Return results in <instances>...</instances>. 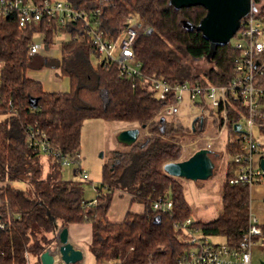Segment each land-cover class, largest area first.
I'll return each instance as SVG.
<instances>
[{"label": "trees", "instance_id": "trees-1", "mask_svg": "<svg viewBox=\"0 0 264 264\" xmlns=\"http://www.w3.org/2000/svg\"><path fill=\"white\" fill-rule=\"evenodd\" d=\"M67 1L87 11L89 24L77 20L61 26L43 18L21 26L14 13L0 16V208L8 221L0 229V264H27V252L41 264V254L58 245L56 225L83 223L91 225L88 250L96 264L103 260L178 264L187 244L176 225L191 219V206L184 184L167 174L164 165L182 160L186 134H203L205 129L198 121L194 127H185L165 117L162 110L167 102L143 78H163L172 84H226L235 75L236 40L213 49L212 41L198 28L207 13L201 5L178 9L170 0ZM255 3L264 15V0ZM134 11L147 23L134 45L142 76H121L116 63L99 62L90 26L96 20L104 38L114 41ZM61 33L68 37L61 42L59 58L30 53L36 35L49 48ZM204 58L210 61L208 69L193 67V61ZM43 68L58 69L59 77L69 79V89H45L30 75L31 70ZM32 98L38 101L36 107L30 103ZM241 106L239 100H232L223 150L211 149L210 154L224 175L222 211L209 221L192 220L203 233L221 236L232 247L239 246L250 221L249 186L230 183L238 168L232 158L240 152L235 125L240 122ZM87 119L129 122L147 131L127 150L111 153L95 200L85 198L82 181L61 176L62 159L80 154ZM32 131L53 151L46 174L43 152L28 140ZM81 171L78 168L75 173ZM116 191L130 197V207L118 221L109 215ZM159 198L172 199V208L155 211L153 203ZM135 205L143 209L135 211Z\"/></svg>", "mask_w": 264, "mask_h": 264}, {"label": "built area", "instance_id": "built-area-1", "mask_svg": "<svg viewBox=\"0 0 264 264\" xmlns=\"http://www.w3.org/2000/svg\"><path fill=\"white\" fill-rule=\"evenodd\" d=\"M14 13L21 26L43 18L54 20L67 25L69 22L86 20L89 24V14L84 9H77L67 0H43L35 4L31 0H0V16L6 17ZM136 19L135 22L133 20ZM145 19L134 11L127 18L126 25L118 38L114 41L104 38L98 29L97 21L91 22L90 33L93 37V52L98 54L99 62H114L120 69V75H139L141 61L134 53V45L143 31H146ZM235 47L239 50V56L235 59V75L226 84H203L185 81L172 84L163 78L144 76L143 79L150 82V88L167 104L162 110L165 117L177 118L182 103L187 102L189 107L199 108L195 118L207 128V120L212 121L215 131L211 135H204L201 141L206 142L202 148L212 149V142L219 139L227 132L229 125L230 104L233 99L241 102L242 110L239 111L241 131L240 152L232 159L238 165L236 175L230 180L231 184L243 183L253 186L264 181V168L256 165V157L262 160L264 156L261 149L264 140L256 137L255 129L264 135V15L259 6L252 0L250 12L241 21V27L233 37ZM40 37L36 35L30 45V53L38 54ZM204 130V133H205ZM37 132L29 134L30 144L41 149L48 156L53 154L48 142L36 136ZM199 148V149H202ZM58 157V153H54ZM261 155V156H260ZM81 158H63L62 165H70ZM83 179L89 176L84 171L80 172ZM173 206L172 199L159 198L153 203L155 211L167 212ZM8 224L5 214L0 208V229ZM185 235L187 248L178 258V264H254L253 249L257 243L264 245V230L258 219L250 212V221L247 232L244 234L239 246L232 247L227 242H213L210 235L193 225L192 219L176 225ZM58 246L51 253L55 256L54 264H65L61 256H57ZM27 264H32L30 254L26 253ZM114 260H103L101 264H113ZM39 261L34 262L37 264ZM83 264V262L77 263Z\"/></svg>", "mask_w": 264, "mask_h": 264}, {"label": "rangeland", "instance_id": "rangeland-1", "mask_svg": "<svg viewBox=\"0 0 264 264\" xmlns=\"http://www.w3.org/2000/svg\"><path fill=\"white\" fill-rule=\"evenodd\" d=\"M136 19L133 20L135 22ZM68 36L66 34H59L54 39V44L47 48L42 40L38 41L40 46V54L44 56H51L59 58L61 56L60 46L61 42ZM193 67L197 70H205L210 67V61L208 58L193 61ZM59 70L56 68H43L41 70H31L30 75L40 80L45 89L55 90L62 89L63 87L69 88V79L61 78L58 76ZM199 108L196 106L189 107L188 103H182L180 106V112L177 118L168 117L174 123L179 122L185 127L192 125L193 120L198 112ZM207 128L203 134H186L182 138V156L181 159L185 160L193 155L199 148L206 145V142L201 141V137L204 135L215 136V126L210 120L206 121ZM198 124V122H196ZM133 123L123 121H106L103 119H87L82 128V140H81V158L78 162H73L70 165H62L61 176L67 180L82 181L84 187L85 198L88 200H95L97 197L96 188L101 185L103 179V165L109 160L111 153L114 150H127L129 146L124 145L118 141V135L124 130L125 127L132 126ZM137 125V124H134ZM147 134L140 128V137ZM256 137H261L264 140L258 129H255ZM227 138V132L224 133L219 139L212 142V149L222 151L225 140ZM141 140V138L139 139ZM228 159H231L229 156ZM41 161L43 163L44 174L49 170L50 158L46 153H42ZM81 168L82 171L88 174V179H83L81 174L75 173V170ZM223 172L218 166V162L215 160V167L213 175L206 180H191L186 178H180L181 182L185 186V195L191 206V219L193 221H209L217 217L222 211L221 200V186L223 181ZM21 188H25L24 184H16ZM118 201V199H116ZM61 228V227H60ZM85 231L80 234V242L84 249L83 264H96L95 257L88 250L89 238L91 237V228L89 225H84ZM90 232L88 234L89 230ZM73 229H69V233H72ZM90 235V236H89ZM210 239L213 242L224 241L221 236L210 235ZM71 241V240H70ZM259 254L255 253L253 256V263L259 264ZM30 261L33 264L39 261L38 257L30 254Z\"/></svg>", "mask_w": 264, "mask_h": 264}, {"label": "water", "instance_id": "water-1", "mask_svg": "<svg viewBox=\"0 0 264 264\" xmlns=\"http://www.w3.org/2000/svg\"><path fill=\"white\" fill-rule=\"evenodd\" d=\"M176 8L201 5L207 10L206 16L201 20L198 28L204 37L212 41L213 49L218 45L229 43L241 27L242 19L248 15L252 6V0H170ZM37 99L32 98L30 103L37 106ZM197 122H192L194 127ZM241 124L235 125L237 132L241 131ZM140 137V128L125 129L118 135V141L126 146H132ZM211 150L202 148L197 150L189 158L177 162H169L164 165V171L174 177L197 180H206L214 173L215 163L210 157ZM260 165L264 168V158ZM59 241L58 251L65 264H77L84 259V250L76 247L69 236L68 227L60 228L56 225ZM55 256L50 250L40 256L41 264H54Z\"/></svg>", "mask_w": 264, "mask_h": 264}, {"label": "crops", "instance_id": "crops-1", "mask_svg": "<svg viewBox=\"0 0 264 264\" xmlns=\"http://www.w3.org/2000/svg\"><path fill=\"white\" fill-rule=\"evenodd\" d=\"M68 89L69 88L65 86L62 89H55L50 91H56V90L66 91ZM135 127H137V125H134L133 123L132 126L125 127L124 130ZM261 154L264 156V147L261 149ZM260 162L261 160L259 159V156H257L255 160V164L260 165ZM116 199H118V201H116ZM129 207H130V197L126 193H123L121 191H116L114 194L109 215L113 220H117V221L121 220L123 219ZM132 208L135 211H141L143 209V206L135 205L132 206ZM250 212L251 214H253V216H255L258 219L259 223L261 224L264 230V181L254 184L253 186L250 187ZM84 225H89V228H91V225L89 223L72 224L68 227V229H73V232L69 233L71 242L76 247L81 249H83L82 247L83 245H81L80 242L81 240L80 234L82 231H85ZM86 231H88L89 234L90 229ZM90 239L91 237L89 238V240ZM255 253L259 254V256H257L259 260V264H264V245L262 246L261 244L257 243L253 249V256Z\"/></svg>", "mask_w": 264, "mask_h": 264}, {"label": "bare ground", "instance_id": "bare-ground-1", "mask_svg": "<svg viewBox=\"0 0 264 264\" xmlns=\"http://www.w3.org/2000/svg\"><path fill=\"white\" fill-rule=\"evenodd\" d=\"M57 256H59V251L57 252Z\"/></svg>", "mask_w": 264, "mask_h": 264}]
</instances>
